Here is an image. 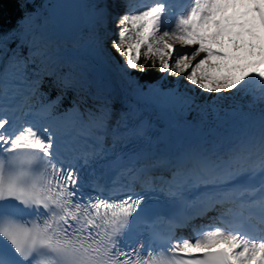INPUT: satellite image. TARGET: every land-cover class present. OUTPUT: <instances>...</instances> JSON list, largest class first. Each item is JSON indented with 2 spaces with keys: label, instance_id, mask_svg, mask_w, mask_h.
<instances>
[{
  "label": "snow or ice",
  "instance_id": "6c2138e0",
  "mask_svg": "<svg viewBox=\"0 0 264 264\" xmlns=\"http://www.w3.org/2000/svg\"><path fill=\"white\" fill-rule=\"evenodd\" d=\"M77 3L57 21L18 0L17 22L0 28V80L23 85L21 103H0V264H264V0H193L170 28L166 0L122 14L111 39L122 64L98 34L106 6ZM149 62L207 99L164 86ZM240 93L248 111L221 103ZM19 109L43 124L17 128ZM210 117L211 139L173 135ZM108 158L118 188L81 175ZM191 189H202L194 201ZM148 192L163 199L148 204ZM226 204L247 215L228 208L176 234ZM160 221L167 235L152 231Z\"/></svg>",
  "mask_w": 264,
  "mask_h": 264
},
{
  "label": "bare ground",
  "instance_id": "6f19581e",
  "mask_svg": "<svg viewBox=\"0 0 264 264\" xmlns=\"http://www.w3.org/2000/svg\"><path fill=\"white\" fill-rule=\"evenodd\" d=\"M145 1L146 2H142L141 3L140 7L149 6L152 3L156 2V0H145ZM79 2L83 3L82 0H79ZM118 2L120 4V7H129V6H131V5H128V4H130L131 0H118ZM132 9H134V6L132 7ZM37 11L38 12H42L41 10H37ZM82 11H83V16L87 17V15L89 13V10L82 9ZM173 23L174 22L168 17V27L169 28L173 25ZM112 36H115V33ZM7 82L10 83L12 87L18 86V90H20L18 94H20V92L23 91V85L19 84L17 82H14L12 79L0 80V89L3 87L2 84H5ZM174 85L175 84L164 85V86H169L170 87V86H174ZM7 89L8 90H13V88H7ZM179 89H180V87H179ZM180 90L184 91L183 89H180ZM227 101L228 102L230 101V102L226 103ZM221 103L223 105H225V106H231V107L243 109L244 111H248L249 110L248 106L252 103V97L250 95H245L243 93L234 94L230 99H226V100L222 101ZM35 115H37V114H35ZM33 120H35L38 124H41L40 121L38 120V118L37 119H33ZM33 120H31V121H33ZM202 129H198L196 132H189L187 130H184V131L179 132V133H174L173 135H179V136H184V135L196 136V135H198V136H201V137L207 136V134L202 135ZM211 131L215 132L214 135H216L217 127H214ZM200 190H202V189H198V191H200Z\"/></svg>",
  "mask_w": 264,
  "mask_h": 264
},
{
  "label": "trees",
  "instance_id": "16d2710c",
  "mask_svg": "<svg viewBox=\"0 0 264 264\" xmlns=\"http://www.w3.org/2000/svg\"><path fill=\"white\" fill-rule=\"evenodd\" d=\"M32 6L36 8V6H42L45 4L46 0H32L30 1ZM21 8L19 7L18 0H0V28L7 29L14 25L17 22V19L20 15ZM140 63H144V60L141 59ZM146 67L154 76L161 77L163 74L158 73L157 68H153L151 62H149ZM134 75L137 73L134 72ZM167 82L173 83L175 81V77L167 76ZM145 79H149V77H145ZM199 99L201 102L207 99L206 95L201 94V90H198ZM212 95V94H211Z\"/></svg>",
  "mask_w": 264,
  "mask_h": 264
},
{
  "label": "rangeland",
  "instance_id": "374dc122",
  "mask_svg": "<svg viewBox=\"0 0 264 264\" xmlns=\"http://www.w3.org/2000/svg\"><path fill=\"white\" fill-rule=\"evenodd\" d=\"M30 1H32V0H30ZM82 1L85 4L89 2V0H82ZM134 1H135V5H137V6H135L134 9L130 10L129 12H127L128 14H131V13H133L135 11H138V10H142L143 9V7H139L138 6L139 3H140L138 0L137 1L134 0ZM93 2H95V0H93ZM45 3L46 4L44 6H38V7H36V9L37 10L44 11L45 8H46V6H47L48 0H46ZM46 10H47V8H46ZM104 31L105 30H104V27L102 25L98 29V34L100 35L101 39L104 41L105 46L108 47V48H110V50L112 51L111 55L113 56L114 60L116 62H118L119 64H122L123 63V57H121L117 52H115L113 49H111V44H109V41H111V39L114 38V37L111 38L110 35L108 33H105ZM161 77H162V79L160 80V83H166V81L168 79L167 76L165 74H163ZM179 78L178 77H175V81L173 82V84H176V82H177V80ZM180 89H183L184 91H188L191 95H193L198 100V102H201V100L199 99V95H198V90L199 89L198 88H195V86H190L186 80H183V81L180 82ZM212 96H215V94H213ZM229 102L227 101L226 103H229ZM189 119H191V117H189ZM201 127L202 128L213 129L214 127H216L215 121L210 117L209 120L206 121L205 123H203V124H197L195 126L196 130L202 129Z\"/></svg>",
  "mask_w": 264,
  "mask_h": 264
},
{
  "label": "water",
  "instance_id": "95a60500",
  "mask_svg": "<svg viewBox=\"0 0 264 264\" xmlns=\"http://www.w3.org/2000/svg\"><path fill=\"white\" fill-rule=\"evenodd\" d=\"M77 2L79 0H54L52 7H48V13L57 21L72 19L79 11ZM79 15L83 16L82 10H80Z\"/></svg>",
  "mask_w": 264,
  "mask_h": 264
}]
</instances>
